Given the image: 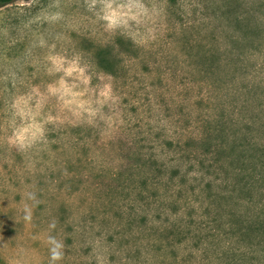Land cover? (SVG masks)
<instances>
[{
	"label": "rangeland",
	"instance_id": "1",
	"mask_svg": "<svg viewBox=\"0 0 264 264\" xmlns=\"http://www.w3.org/2000/svg\"><path fill=\"white\" fill-rule=\"evenodd\" d=\"M168 1L0 8V264H49V235L63 244L55 264H260L234 232L264 183L241 190L235 164L202 180L192 169L188 200L155 210L151 179L190 169L187 140L207 119L240 110L239 129L264 123L262 58L244 57L257 74L234 66L249 40L233 19L250 0L227 18L222 0ZM106 46L123 52L116 75L95 63Z\"/></svg>",
	"mask_w": 264,
	"mask_h": 264
},
{
	"label": "trees",
	"instance_id": "2",
	"mask_svg": "<svg viewBox=\"0 0 264 264\" xmlns=\"http://www.w3.org/2000/svg\"><path fill=\"white\" fill-rule=\"evenodd\" d=\"M15 1L0 0V8ZM168 3H173V0L168 1ZM232 4H238L237 6H239L241 2H238V0H222L219 11L226 10L221 13V16L227 18L230 13L235 12L231 8ZM249 5L247 18L234 15L233 19L239 25V27L237 26L238 29L244 32L241 40H249L248 46L244 49L246 51L234 52L235 71L238 72L239 76L241 72L242 74H248L250 71L258 73L255 67L249 70L248 65L244 64V57H247V55L249 57H255L256 55L258 58H262L263 64L260 66L264 67V0H250ZM234 41L240 42L236 38ZM114 47H99L97 55L94 56L97 67L111 75H116L115 71L119 67L122 57H124L121 54L123 52L115 53ZM255 87H257L256 84H252L246 93L251 94ZM262 106L264 104L261 103L260 107ZM241 115L240 110H237L230 119H226L227 116L223 113L213 119H207L198 136L187 140L186 148L190 149V156H188L187 161H189L190 169H187L181 175L179 167L176 166L167 178L155 176L151 179V183L156 190L153 203L158 217H160V213L164 214L171 211L170 206L175 208L179 200H188L190 193L194 192V188L191 189L190 184L197 178L189 175L192 169V175L195 176L200 173V180H202L205 173H210L208 171L210 168H222L223 163L228 161L236 165L233 168L235 174H245V179L241 180L245 182V186H241V190L253 188L254 184L259 181L264 183V123L259 124L258 122L254 128L249 126L239 129L237 125L241 123V120H239ZM253 120L257 122L259 118L253 116ZM215 157L218 158L213 160L214 163L206 165L209 160ZM204 169L207 171H204ZM160 189L165 192V194L163 193L164 198L159 193ZM203 190H205V187H203ZM259 195L261 198L253 205L256 209L253 210L251 220L247 224L243 223L238 226L234 234L242 240L244 238L248 239L247 244L250 252H260L258 261L260 264H264V194L261 192ZM168 199H171L169 203H172V205L165 203ZM169 228L166 227V229ZM175 231L178 236L183 233L180 230Z\"/></svg>",
	"mask_w": 264,
	"mask_h": 264
},
{
	"label": "clouds",
	"instance_id": "3",
	"mask_svg": "<svg viewBox=\"0 0 264 264\" xmlns=\"http://www.w3.org/2000/svg\"><path fill=\"white\" fill-rule=\"evenodd\" d=\"M29 199H35L34 193H28L27 194ZM25 220L31 219V210L28 208H25ZM51 228L55 227V224L52 223L50 225ZM47 242L49 244V255H50V261L49 264H55L56 261L60 260L63 256L62 248L63 244L61 241L57 240L55 236L49 235L47 238Z\"/></svg>",
	"mask_w": 264,
	"mask_h": 264
}]
</instances>
